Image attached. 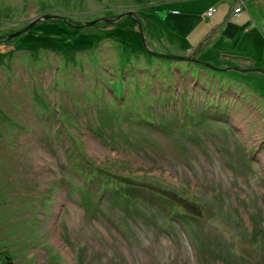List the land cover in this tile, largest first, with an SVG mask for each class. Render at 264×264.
Here are the masks:
<instances>
[{"label": "rangeland", "instance_id": "374dc122", "mask_svg": "<svg viewBox=\"0 0 264 264\" xmlns=\"http://www.w3.org/2000/svg\"><path fill=\"white\" fill-rule=\"evenodd\" d=\"M0 264H264V0H0Z\"/></svg>", "mask_w": 264, "mask_h": 264}, {"label": "trees", "instance_id": "16d2710c", "mask_svg": "<svg viewBox=\"0 0 264 264\" xmlns=\"http://www.w3.org/2000/svg\"><path fill=\"white\" fill-rule=\"evenodd\" d=\"M234 30H235V27H234V24H231L230 22H227V25H226V27L223 29V31H224V33H226V34H228V35H233V33H234ZM133 49V51L135 52V51H137V52H141L142 54L144 53V54H146L142 49H138V48H132ZM146 50V49H145ZM207 114V113H206ZM208 115V114H207ZM127 177L126 176H121V180L122 181H127ZM88 181H86V184L85 185H83V189H85L86 190V192L87 191H95V189L93 188V187H95V186H92L91 184H88L87 183ZM102 191L101 192H94V195H93V197H91V199L88 201V203H90V204H95V205H97V204H100V203H98L96 200L98 199H100L102 196H103V194L106 192V190H104V188H102L101 189ZM155 192V193H154ZM151 193H153L152 195L154 196H156V197H159V196H157V195H159L158 194V192H156V191H151ZM149 194V193H148ZM121 195H122V197L123 198H125L126 197V194L125 193H121ZM166 195V194H165ZM110 196V195H109ZM153 196H152V199H153V201H155L157 204H158V202H157V200H155L154 198H153ZM160 196H162V195H160ZM164 196V195H163ZM83 197V196H82ZM80 200H81V198H80ZM124 200V199H123ZM129 201H131V199H129ZM189 204V205H188ZM94 206V205H93ZM158 206H160V208H158V209H156V210H162V211H164V213L162 214V216L165 218V222L167 223H172V222H175V221H177V222H179L184 228H187V227H189V225H188V218H186V217H183V216H177V213H174L171 209H167V211L164 209V207L162 206V205H159L158 204ZM187 206H194V204H193V202L192 201H187ZM187 212H189V215L190 216H192V217H194V218H198V217H195V211L194 210H188ZM161 217V216H160ZM175 218V219H174ZM186 226H185V225Z\"/></svg>", "mask_w": 264, "mask_h": 264}, {"label": "water", "instance_id": "95a60500", "mask_svg": "<svg viewBox=\"0 0 264 264\" xmlns=\"http://www.w3.org/2000/svg\"><path fill=\"white\" fill-rule=\"evenodd\" d=\"M126 14H130V12L129 11H127V12H125ZM44 16V15H43ZM10 35H13L12 33L11 34H8L7 35V37L8 36H10ZM170 56H172L173 58H177V57H179V58H182V57H190V55L188 56V55H170Z\"/></svg>", "mask_w": 264, "mask_h": 264}, {"label": "crops", "instance_id": "0c3cea01", "mask_svg": "<svg viewBox=\"0 0 264 264\" xmlns=\"http://www.w3.org/2000/svg\"><path fill=\"white\" fill-rule=\"evenodd\" d=\"M206 10V9H205ZM192 48V49H194V47L192 46V44L191 45H186V46H182V49H183V51H185L186 49H189V48ZM223 54H225L226 56L227 55H231L230 53H226V52H223Z\"/></svg>", "mask_w": 264, "mask_h": 264}, {"label": "built area", "instance_id": "2783aa9c", "mask_svg": "<svg viewBox=\"0 0 264 264\" xmlns=\"http://www.w3.org/2000/svg\"><path fill=\"white\" fill-rule=\"evenodd\" d=\"M239 5H236L235 7H233L235 10L238 9ZM212 11H214V7H210L206 10V13L209 14V13H212Z\"/></svg>", "mask_w": 264, "mask_h": 264}]
</instances>
